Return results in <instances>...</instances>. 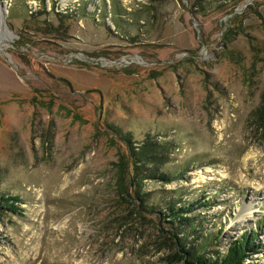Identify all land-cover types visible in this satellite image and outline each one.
Here are the masks:
<instances>
[{"label":"rangeland","instance_id":"1","mask_svg":"<svg viewBox=\"0 0 264 264\" xmlns=\"http://www.w3.org/2000/svg\"><path fill=\"white\" fill-rule=\"evenodd\" d=\"M0 4V264L216 261L253 232L264 264V0ZM120 131L160 144L139 181Z\"/></svg>","mask_w":264,"mask_h":264},{"label":"trees","instance_id":"2","mask_svg":"<svg viewBox=\"0 0 264 264\" xmlns=\"http://www.w3.org/2000/svg\"><path fill=\"white\" fill-rule=\"evenodd\" d=\"M0 1L3 2L4 0H0ZM118 130L120 129L118 128ZM123 135L124 134H122V131H120L119 137L124 138V142L126 143L128 149L130 150V158L127 160L126 166L127 168L129 167V165L133 166V173H132L131 181L132 182L139 181L143 179L144 177H142V169L140 168V166L137 165L138 162L136 160V157L140 156L141 158H144L145 160H147L148 155L153 154L154 150L157 147H159L158 145L160 144L155 142L149 135L147 139H150V140H146L143 147L138 150L136 149L137 147H135L136 142L133 140V136L131 134L127 136L126 135L123 136ZM153 157L154 155L151 156L154 164L159 163V161H157L156 158L154 161ZM154 171H152V173L150 172L149 176H145V177L148 179H151L156 176H160L161 178H164L165 180H167V182H172L176 180V178L174 179V178H171L170 176L167 177L166 175H158L157 171L156 172ZM136 187H138V184L135 186V189ZM13 201L15 203L10 204V202H13ZM1 202L4 205L3 208H8V211L18 212V210L20 209V206L17 205V203L20 202L19 197L2 198ZM139 202L141 204L144 203L143 199H140ZM193 211H194V204L192 205L186 204V205H182L178 207L176 203L170 202L164 210L159 212V215L161 216V218H165V222L169 223L170 225H174L175 223L188 222L190 223L192 227L193 221L195 220L188 218L187 216L188 214L193 213ZM221 233H223V229L220 230L219 236L221 235ZM259 236L260 235L258 232L257 233L253 232L250 234L245 233L240 239L230 244L227 252L222 257L217 259L216 261H213V259L211 258L208 259L204 255V252L210 247L207 241L202 242L201 245L191 246L188 248L182 239H178L177 247L180 248V251L176 255L177 259L175 260V262H184L185 264H245V261L250 254H260L261 253L263 249V245H258L256 243V241L259 239Z\"/></svg>","mask_w":264,"mask_h":264},{"label":"bare ground","instance_id":"3","mask_svg":"<svg viewBox=\"0 0 264 264\" xmlns=\"http://www.w3.org/2000/svg\"><path fill=\"white\" fill-rule=\"evenodd\" d=\"M10 39H11V36H9V34L6 31H4L0 34V44H3L4 42L6 43V41H8Z\"/></svg>","mask_w":264,"mask_h":264},{"label":"water","instance_id":"4","mask_svg":"<svg viewBox=\"0 0 264 264\" xmlns=\"http://www.w3.org/2000/svg\"><path fill=\"white\" fill-rule=\"evenodd\" d=\"M1 5H2V4H0V7H2Z\"/></svg>","mask_w":264,"mask_h":264}]
</instances>
